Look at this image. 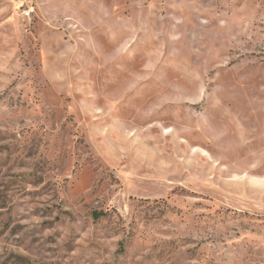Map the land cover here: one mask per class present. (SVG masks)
<instances>
[{
  "label": "rangeland",
  "instance_id": "374dc122",
  "mask_svg": "<svg viewBox=\"0 0 264 264\" xmlns=\"http://www.w3.org/2000/svg\"><path fill=\"white\" fill-rule=\"evenodd\" d=\"M0 0V264H264V0Z\"/></svg>",
  "mask_w": 264,
  "mask_h": 264
},
{
  "label": "built area",
  "instance_id": "2783aa9c",
  "mask_svg": "<svg viewBox=\"0 0 264 264\" xmlns=\"http://www.w3.org/2000/svg\"><path fill=\"white\" fill-rule=\"evenodd\" d=\"M18 5V12L24 18H30L34 16L36 12V5L32 0H14Z\"/></svg>",
  "mask_w": 264,
  "mask_h": 264
}]
</instances>
